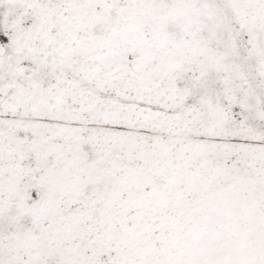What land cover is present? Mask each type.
Here are the masks:
<instances>
[{
    "label": "snow or ice",
    "instance_id": "snow-or-ice-1",
    "mask_svg": "<svg viewBox=\"0 0 264 264\" xmlns=\"http://www.w3.org/2000/svg\"><path fill=\"white\" fill-rule=\"evenodd\" d=\"M0 264H264V0H0Z\"/></svg>",
    "mask_w": 264,
    "mask_h": 264
}]
</instances>
